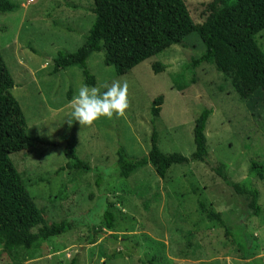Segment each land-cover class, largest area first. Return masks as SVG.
<instances>
[{
    "label": "rangeland",
    "instance_id": "obj_1",
    "mask_svg": "<svg viewBox=\"0 0 264 264\" xmlns=\"http://www.w3.org/2000/svg\"><path fill=\"white\" fill-rule=\"evenodd\" d=\"M10 1L15 10L0 14V52L14 81L10 94L21 106L28 133L58 145L35 146L11 159L46 222L66 219L73 227L28 250L7 253L0 248V264H70L72 259L75 264H146L153 259L154 264H264V180L252 179L261 212L249 218L231 188L200 162L174 165L164 179L151 166L127 179L113 170L119 147L131 157L149 151L150 107L162 96L159 149L190 158L194 121L203 108H210L205 127L209 160L225 163L230 180L242 181L250 159L264 162V95L243 64L224 47L227 54L215 65L195 69L196 82L189 83L190 59L204 50L200 42L198 54L194 33L121 77L103 64L102 53H93L87 68L95 86L126 82L128 108L119 117L79 125L71 121L68 102L83 83L82 71L53 68L60 52L73 53L84 42L95 18L91 0ZM183 1L192 21L202 23L212 0ZM255 42L264 53V30ZM155 62L165 70L154 74ZM184 84L182 91L175 88ZM72 135L78 141L77 156L92 168L89 173L63 168V141ZM155 193L158 199L153 200ZM198 200L223 213L225 226L204 219ZM105 210L116 215L111 230L101 218ZM187 232L190 244L184 240ZM241 234L259 245L248 261L237 243Z\"/></svg>",
    "mask_w": 264,
    "mask_h": 264
},
{
    "label": "trees",
    "instance_id": "obj_2",
    "mask_svg": "<svg viewBox=\"0 0 264 264\" xmlns=\"http://www.w3.org/2000/svg\"><path fill=\"white\" fill-rule=\"evenodd\" d=\"M91 2L90 12L95 18L84 42L73 53L60 52L54 59L53 72L76 66L82 71L83 84L95 85V77L87 68V60L93 53H102L103 64L112 67L115 75L121 77L172 45H182L194 33L199 40L198 54L200 42L204 50L190 59L193 77L189 83L196 82L195 69L202 65H215L222 53L227 54L223 52L227 48L229 56L243 64L246 74L256 83L255 88L264 95V53L255 42V36L264 30V0H212L206 6V18L200 24L192 21L183 0ZM14 10L15 5L10 0H0V14ZM165 68L158 62L151 65L154 74L161 73ZM13 87L14 81L0 52V248L7 253L18 249L28 250L36 241L58 237L73 227V222L66 219L46 222L42 210L36 206L11 159L14 154L31 152L35 146H58L28 133L21 106L10 94ZM175 88L182 91L187 85H175ZM162 103L163 97L158 96L150 107L149 151L141 157H131L119 147L113 166V170L117 171L115 175L127 179L145 166H151L156 175L164 179L170 167L197 161L231 188L247 217L258 216L261 212L259 191L253 186L252 179L264 180V162L259 164L260 161L250 159L247 176L240 182L230 180L225 163H212L205 136L206 123L212 112L210 108H203L194 121V152L190 158L179 153H163L158 147L157 131ZM77 142L73 135L64 138L62 154L66 164L63 168L89 173L92 171L91 166L76 154ZM100 182L101 179H98L97 185ZM152 199H158V194L155 193ZM197 204L204 219L225 226L223 213L210 210L201 200ZM101 218L107 230L114 227L116 215L113 212L105 210ZM190 239L191 235L187 232L184 240L190 244ZM237 243L243 245L244 259L247 261L259 247L255 238L246 234H241ZM153 260L146 264H154ZM70 264H75V259Z\"/></svg>",
    "mask_w": 264,
    "mask_h": 264
},
{
    "label": "clouds",
    "instance_id": "obj_3",
    "mask_svg": "<svg viewBox=\"0 0 264 264\" xmlns=\"http://www.w3.org/2000/svg\"><path fill=\"white\" fill-rule=\"evenodd\" d=\"M128 85L126 82L112 81L111 84H81L68 102L71 121L79 125H90L100 117H119L128 108Z\"/></svg>",
    "mask_w": 264,
    "mask_h": 264
},
{
    "label": "built area",
    "instance_id": "obj_4",
    "mask_svg": "<svg viewBox=\"0 0 264 264\" xmlns=\"http://www.w3.org/2000/svg\"><path fill=\"white\" fill-rule=\"evenodd\" d=\"M32 1H34V0H32Z\"/></svg>",
    "mask_w": 264,
    "mask_h": 264
}]
</instances>
